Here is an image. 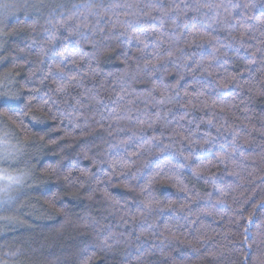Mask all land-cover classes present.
<instances>
[{"label":"clouds","instance_id":"obj_1","mask_svg":"<svg viewBox=\"0 0 264 264\" xmlns=\"http://www.w3.org/2000/svg\"><path fill=\"white\" fill-rule=\"evenodd\" d=\"M0 264H264V0H0Z\"/></svg>","mask_w":264,"mask_h":264}]
</instances>
